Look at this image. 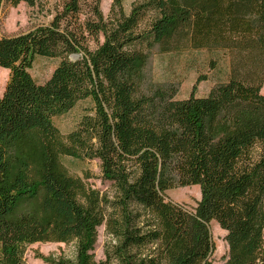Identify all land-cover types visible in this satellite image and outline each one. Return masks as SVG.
Returning a JSON list of instances; mask_svg holds the SVG:
<instances>
[{"label": "trees", "instance_id": "trees-1", "mask_svg": "<svg viewBox=\"0 0 264 264\" xmlns=\"http://www.w3.org/2000/svg\"><path fill=\"white\" fill-rule=\"evenodd\" d=\"M48 14L24 41L0 39L10 71L0 95V264H27L34 242L73 241L74 264H215L211 221L226 232L224 264H264V0H142L129 13L114 0L107 16L100 0H56ZM156 45L211 51L212 70L229 61L228 78L202 96L197 85L188 98L170 87L143 94ZM74 54L85 84L71 91ZM38 56L59 59L42 83L30 72ZM87 100L63 135L54 119ZM65 156L98 160L111 193L68 175ZM194 185V208L166 194ZM103 222L115 242L96 262Z\"/></svg>", "mask_w": 264, "mask_h": 264}, {"label": "rangeland", "instance_id": "rangeland-1", "mask_svg": "<svg viewBox=\"0 0 264 264\" xmlns=\"http://www.w3.org/2000/svg\"><path fill=\"white\" fill-rule=\"evenodd\" d=\"M55 1L50 0L46 8H41L42 6L33 8L24 2L14 6L10 0H0V39L11 42L24 41L39 25L51 18L48 13L54 7ZM141 1L122 0L123 8L129 13L132 6ZM113 2L114 0H100V8L105 16L110 13ZM94 45L92 43V46ZM148 54L149 61L139 85V91L143 94L152 93L157 88L170 87L177 89V98H188L194 85H197L196 95L202 96L207 95L213 85L224 82L228 78L229 61L220 60L216 69L212 70L209 62L215 56L213 52L206 49L184 47L173 51H163L160 46L156 45L148 51ZM81 60L80 55L77 58H71L73 62L69 71L71 91L85 84ZM58 63L57 58L38 56L30 72L37 82L42 83L50 77ZM9 75L8 69L0 67V95L5 89ZM199 76H205L207 79L198 82ZM262 93H264V84ZM89 106L90 101L88 100L77 102L72 110L54 119L63 135L77 127L85 108ZM61 160L67 174L85 181L87 188L98 190L101 196L111 193V183L103 178L98 160L74 159L67 156L62 157ZM166 194L169 199L185 204L189 208H194L201 197L200 187L197 185L171 189ZM209 227L215 244L211 259L215 264H224L229 250L225 240L226 232L216 221H211ZM114 242L103 222L97 228V241L92 251L94 260L96 262L105 260L106 248ZM44 258L60 264H74L76 242H34L27 246L24 255L27 264H51L44 261Z\"/></svg>", "mask_w": 264, "mask_h": 264}, {"label": "water", "instance_id": "water-1", "mask_svg": "<svg viewBox=\"0 0 264 264\" xmlns=\"http://www.w3.org/2000/svg\"><path fill=\"white\" fill-rule=\"evenodd\" d=\"M79 56V54H74L71 56V58H77Z\"/></svg>", "mask_w": 264, "mask_h": 264}]
</instances>
